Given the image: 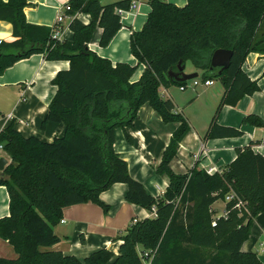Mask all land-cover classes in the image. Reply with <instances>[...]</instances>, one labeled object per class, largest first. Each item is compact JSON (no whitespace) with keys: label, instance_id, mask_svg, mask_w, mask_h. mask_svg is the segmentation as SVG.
<instances>
[{"label":"trees","instance_id":"obj_1","mask_svg":"<svg viewBox=\"0 0 264 264\" xmlns=\"http://www.w3.org/2000/svg\"><path fill=\"white\" fill-rule=\"evenodd\" d=\"M130 2L103 5L100 0H71V15L89 14L90 24L78 19L70 24L72 41H55L53 30L27 22V0H0V21L12 26L13 42L0 44V75L16 62L34 54L49 61H68L52 81L57 93L49 104L42 128L50 122L64 124L65 135L52 142L24 137L13 124L0 134L11 159L0 186L9 193L10 215L0 219V238L13 246L17 259L0 258V264H143L142 253L156 252L153 264H263L256 253H246L254 220L264 213V156L252 145L238 149L237 158L222 172L209 174L195 167L176 174L171 162L190 131L187 120L175 113L161 88L183 87L169 76L185 72L188 62L203 72V80H218L225 94L205 139L235 138L242 131L220 126L224 105L236 106L245 96L260 91L257 81L244 72L252 52L264 54V0H186L184 7L167 0H149L151 11L141 31L130 37L131 53L138 65L113 63L89 49L97 26L100 46L106 48L123 28L119 9ZM233 52L221 74L211 69L217 50ZM140 65L145 71L138 82L131 79ZM149 105L165 123L177 122L170 144L157 169L169 178L161 197L149 194L133 179L127 162L115 150L116 130L134 128L139 111ZM245 122L263 126L257 116ZM115 184L128 187L126 200L151 211L156 218L138 220L121 237L120 255L102 249L84 261L49 250L60 242L55 227L67 207L95 203L103 209V192ZM227 202V215L213 219L212 206ZM241 201L243 206H236ZM216 220V227L212 222ZM114 259V261H113Z\"/></svg>","mask_w":264,"mask_h":264},{"label":"crops","instance_id":"obj_2","mask_svg":"<svg viewBox=\"0 0 264 264\" xmlns=\"http://www.w3.org/2000/svg\"><path fill=\"white\" fill-rule=\"evenodd\" d=\"M70 1L27 0L28 5L24 10L27 22L53 30L58 15L63 13L66 20L60 26L61 41H72L74 34L70 29L73 21L71 18L78 19L85 25L90 24L92 18L85 13L71 15V11L66 12L64 6L70 4ZM119 1L123 0H108L107 4L100 2L109 5ZM167 1L179 7L186 5V0ZM150 11V4L146 1L142 2L137 10L122 15L123 28L106 48L100 46L102 29L97 26L89 49L110 60L113 65H138L131 53L130 37L133 31L142 30ZM0 40H15L11 24L5 21H0ZM69 68L68 61H49L44 54H34L16 62L0 75V134L13 124L24 137L34 136L43 142L50 143L64 136V124L50 122L43 129L42 122L50 102L57 93V87L52 81L58 72ZM243 70L252 81H257L260 91L245 96L236 106L224 105L217 119L220 126L242 131L240 137L205 139L225 94V88L220 81L212 80V85L201 89L193 88L190 93L188 89L180 90L184 94L181 97L168 94L166 88L161 90L165 99L173 102L175 113L182 115L190 126L189 133L181 142L177 155L170 164L174 173L189 174L195 167L207 172L212 170L213 174L222 172L237 158L238 149L250 145L256 154L264 156V125L253 126L245 122V119L252 115L264 122V54L250 53ZM144 71L145 66L140 65L131 82H138ZM185 72L200 73L194 67L186 68ZM179 125L177 122L165 123L156 111L145 105L139 111L134 128L128 130L129 138L123 129H117L115 133V150L127 162L131 177L142 183L147 192L157 198L164 195L170 182L168 176L159 175L157 169ZM2 158L7 161V165L11 163L6 153ZM127 191V185L115 184L103 192L100 200L106 205V210L92 202L65 208L60 223L54 229L60 242L49 250L75 256L81 261L102 249L111 251L115 255L114 259L119 256L121 237L133 221L151 216V211L126 200ZM9 201L6 187L0 186V219L10 215ZM220 201L224 205L217 208ZM226 207L227 201L215 202L211 208L213 219L226 217ZM242 250L246 253H256L264 264V213L254 220L251 236L243 244ZM0 258H18L13 246L1 238Z\"/></svg>","mask_w":264,"mask_h":264},{"label":"built area","instance_id":"obj_3","mask_svg":"<svg viewBox=\"0 0 264 264\" xmlns=\"http://www.w3.org/2000/svg\"><path fill=\"white\" fill-rule=\"evenodd\" d=\"M146 1H149V0H132L130 2V6H129V9L128 11L124 10V9H119L117 11V13L119 15H124V14H127V13H130V12H133L135 10H137L140 6V4L142 2H146ZM64 10L66 12H70L72 11V7L70 4H67L64 6ZM66 20V17L64 16L63 13H60L57 17V21H56V25L55 27L53 28V34H52V39L55 40V41H60L61 42V39H62V31H61V28L60 26L65 22ZM71 20H74L73 17L71 18ZM2 43V41L0 40V44ZM193 82L192 86L193 88H197L199 86H202V87H208L210 85L213 84V81L212 80H206V81H203L202 83H199L197 78L193 79V80H190ZM188 82V81H187ZM190 86L188 85V83L186 84V86H183V87H180V90L181 91H185L186 89L190 88ZM4 143L3 142H0V159H2L4 153H5V147H4ZM209 174H213L212 173V170H210L208 172ZM234 199V195L233 194H230L226 197V201L227 202H230ZM243 206V203L241 201H239V203L237 204V208L240 209L241 207ZM227 215V214H226ZM157 217V212H156V209L154 208L151 212V216L150 218H156ZM64 222V221H62ZM137 222V220H134L133 223ZM212 226L213 227H216V220H214L212 222ZM155 254L156 252L154 251H147V252H143L142 253V259H143V264H153V260H154V257H155Z\"/></svg>","mask_w":264,"mask_h":264},{"label":"water","instance_id":"obj_4","mask_svg":"<svg viewBox=\"0 0 264 264\" xmlns=\"http://www.w3.org/2000/svg\"><path fill=\"white\" fill-rule=\"evenodd\" d=\"M232 56H233V52L230 50H223V49L217 50L216 52H214L211 59V69H220L219 73L221 74L229 67ZM183 70L184 68L181 67L182 73L180 75L170 73L169 76L179 82H187L195 78H198L199 76L197 72L188 74L186 72H183ZM6 165H7V161L4 158L0 159L1 173L4 172Z\"/></svg>","mask_w":264,"mask_h":264},{"label":"rangeland","instance_id":"obj_5","mask_svg":"<svg viewBox=\"0 0 264 264\" xmlns=\"http://www.w3.org/2000/svg\"><path fill=\"white\" fill-rule=\"evenodd\" d=\"M103 4L104 3H106L107 4V1L108 0H100ZM169 2V1H168ZM193 66L191 65V63L190 62H188V64H187V68L188 69H190V68H192ZM203 72L202 71H200V73H199V76H198V78H197V80H198V82L199 83H202L204 80H203ZM193 84V82L192 81H188V85L190 86V85H192ZM202 88V86H199V87H197V89H201ZM165 88H162L161 90L163 91ZM167 90H168V94H170V95H172V96H179V97H181L182 95H184L181 91H180V87L179 86H175V85H173V86H171V87H169V88H166ZM193 89V87L192 86H190V88H188V93H190L191 92V90ZM161 96H162V98L163 99H165V97L163 96V93L161 94ZM0 177H2V173L0 172ZM224 204H223V202L222 201H220L219 203H218V205H217V208H220V207H222Z\"/></svg>","mask_w":264,"mask_h":264}]
</instances>
